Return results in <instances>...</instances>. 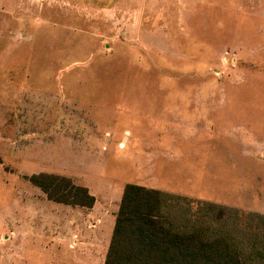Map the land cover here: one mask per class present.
Returning a JSON list of instances; mask_svg holds the SVG:
<instances>
[{"label":"rangeland","instance_id":"rangeland-1","mask_svg":"<svg viewBox=\"0 0 264 264\" xmlns=\"http://www.w3.org/2000/svg\"><path fill=\"white\" fill-rule=\"evenodd\" d=\"M129 182L264 264V0H0V264H104Z\"/></svg>","mask_w":264,"mask_h":264},{"label":"trees","instance_id":"trees-1","mask_svg":"<svg viewBox=\"0 0 264 264\" xmlns=\"http://www.w3.org/2000/svg\"><path fill=\"white\" fill-rule=\"evenodd\" d=\"M55 202L93 207L96 196L68 175L36 172L26 176ZM173 194L129 182L125 185L104 264H247L226 235L203 225L180 228L165 211Z\"/></svg>","mask_w":264,"mask_h":264}]
</instances>
